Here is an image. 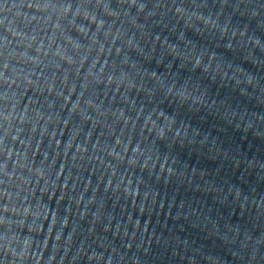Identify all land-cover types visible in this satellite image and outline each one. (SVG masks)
<instances>
[{
    "label": "water",
    "instance_id": "water-1",
    "mask_svg": "<svg viewBox=\"0 0 264 264\" xmlns=\"http://www.w3.org/2000/svg\"><path fill=\"white\" fill-rule=\"evenodd\" d=\"M0 264H264V0H0Z\"/></svg>",
    "mask_w": 264,
    "mask_h": 264
}]
</instances>
